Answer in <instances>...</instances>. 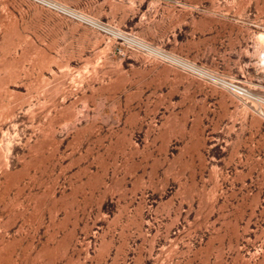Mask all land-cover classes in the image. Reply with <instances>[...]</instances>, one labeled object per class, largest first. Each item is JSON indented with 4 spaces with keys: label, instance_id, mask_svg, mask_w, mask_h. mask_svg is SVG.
<instances>
[{
    "label": "rangeland",
    "instance_id": "obj_1",
    "mask_svg": "<svg viewBox=\"0 0 264 264\" xmlns=\"http://www.w3.org/2000/svg\"><path fill=\"white\" fill-rule=\"evenodd\" d=\"M263 36L264 0H0V264H264Z\"/></svg>",
    "mask_w": 264,
    "mask_h": 264
},
{
    "label": "bare ground",
    "instance_id": "obj_2",
    "mask_svg": "<svg viewBox=\"0 0 264 264\" xmlns=\"http://www.w3.org/2000/svg\"><path fill=\"white\" fill-rule=\"evenodd\" d=\"M263 37H264V36H263ZM263 49H264V48H263ZM263 49H262V50H263ZM263 61H264V57H263Z\"/></svg>",
    "mask_w": 264,
    "mask_h": 264
}]
</instances>
